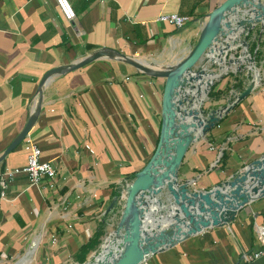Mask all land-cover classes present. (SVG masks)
<instances>
[{
	"label": "crops",
	"instance_id": "crops-1",
	"mask_svg": "<svg viewBox=\"0 0 264 264\" xmlns=\"http://www.w3.org/2000/svg\"><path fill=\"white\" fill-rule=\"evenodd\" d=\"M224 1L69 0L76 18L66 20L56 0H0V157L33 112L42 77L66 69L44 89L30 131L44 160L57 157L54 187L46 184L40 192L25 176L9 181L5 198L0 195V258L26 249L21 256L31 264L46 240L41 256L52 251L48 264L76 262L74 255L107 220L112 199L147 164L160 135L165 79L114 56L159 66L170 54L177 60L195 46L208 14ZM162 12L190 21L176 29L156 21ZM100 51L113 56L68 69ZM24 143L0 161V173L27 162ZM210 145L227 150L224 169H212L217 151ZM262 154L264 82L189 148L179 179H194V188L207 190ZM256 225L264 226V197L241 207L229 224L189 236L148 263L237 264L243 252L262 246ZM248 264H264V258Z\"/></svg>",
	"mask_w": 264,
	"mask_h": 264
},
{
	"label": "water",
	"instance_id": "water-1",
	"mask_svg": "<svg viewBox=\"0 0 264 264\" xmlns=\"http://www.w3.org/2000/svg\"><path fill=\"white\" fill-rule=\"evenodd\" d=\"M237 7H251L257 13L258 22L264 24V0H225L208 14L195 46L174 64L163 67L126 54L114 56L144 74L164 78L165 84L162 95V122L156 149L147 164L136 173L135 178L126 185L120 195L114 196L106 209L105 214H109L115 210L121 200L124 201L120 221L113 232L120 233L124 227L126 230L123 234V250L117 258L108 259L105 264H144L156 253L176 245L189 236L211 227L229 224L235 219L241 207L264 197V154L207 190L194 188V179L187 178L183 182L179 179V169L183 159L195 143V138L190 134L191 126L195 124L181 121L178 116L179 105L176 104L175 97L179 94L186 74L194 73L195 76L190 77L192 80H197L204 73V66H199V63L205 57L209 60L208 54L213 52L215 45L227 36V29L232 28L227 13ZM251 28H246L243 33H248ZM242 41L248 51L250 43L246 39ZM241 52L242 55L239 56L232 54L229 63L247 55L245 61L239 62L240 64L246 62L247 65L243 67L239 65L238 69L248 68L257 73L254 59L249 51L244 54L242 49ZM105 55L113 56L112 53L100 51L87 56L68 69L82 67ZM65 71L63 67L53 68L42 77L34 110L24 128L0 157V161L19 146L30 133L42 110L44 89L55 75ZM257 82V76L252 74L249 84L242 91L238 92L239 88H236L234 97L228 98L225 105L211 109L206 115L209 122L204 128V136L199 140L206 136L224 114L230 112L237 103L252 93ZM210 83H207V86H210L206 91L207 94L213 84ZM218 112L219 114L215 116ZM219 158L220 156L216 158L215 163ZM164 190L167 195L166 200L160 198ZM113 232L110 231L103 238L100 243L102 249L95 256L91 254L82 264H98V258L104 251L105 241Z\"/></svg>",
	"mask_w": 264,
	"mask_h": 264
},
{
	"label": "rangeland",
	"instance_id": "rangeland-1",
	"mask_svg": "<svg viewBox=\"0 0 264 264\" xmlns=\"http://www.w3.org/2000/svg\"><path fill=\"white\" fill-rule=\"evenodd\" d=\"M244 16L245 15L240 13V17H244ZM250 27H252V28H251V30L248 31V33H243L246 30V28H250ZM261 30L263 31V33H261ZM243 39H246L250 43V45L248 46V51L251 54L252 59H254V57H256V52H257V49L259 48L258 42L260 41L259 46H260V51H262V56L259 57L261 59L257 58V60H256L257 62L255 60L254 61H255V64L257 65V67L259 68L260 73H261V78L259 79L260 81H259L258 85H260L261 83L264 82V68L262 66V63L264 60L263 59L264 58V24L262 25L261 22L257 21V22H252L248 27L241 28L231 35L225 36L217 45H215L214 53L212 55L208 54L209 60L205 57L199 63V66H204L205 72L202 73V75H200L197 80L191 79L192 84L189 83L190 78H188L186 80V84L184 86V89L181 91V100H183L186 103V110L188 112L184 115L183 121L184 120L185 121L191 120V121L195 122V130L196 131H197L198 126H200V125L203 126V125H206L208 123L209 118H207L206 115H208V113H210L209 111L211 109H217L218 107L223 106L227 103L226 102L225 104L222 105V103H224V102L221 103L218 100H214V99L210 98L209 92H210V90L214 84H217L216 89H221V90L226 92L225 98L227 96H229V98L234 97V93L236 91V88H239L238 92H240L249 84L254 71H250V70H248V68H243L241 71H237V72L233 71L240 64L239 62L245 61V58L247 57V55L242 56V58H240V59H236V61L231 63V64L228 61L232 54H234L236 56H239L240 54L242 55V52H241L242 49H243L244 54L248 53L245 45L242 43ZM254 42L257 43V46L255 49L253 48ZM175 62H176V60L170 54L166 60H161L160 63H162L163 67H166L170 64H174ZM242 65L243 66L247 65V63L244 62V63H242ZM239 72H241V74ZM206 73H208V74H206ZM193 76H195V74ZM240 80L243 81L242 86H237V87L233 86L235 83H238ZM208 82H211L210 84H212V83L213 84L211 85V88L207 94L206 91L210 87L209 85L207 86ZM188 95H192V97H189ZM222 99H224V98H222ZM199 100H201V102H199ZM196 105H200V107L198 108ZM202 110H204V111L202 112ZM218 114H219V112L215 113V116ZM130 129H131L135 139L138 140V137L135 134L134 128L131 127ZM207 134H208V132H207ZM207 134H206V136H207ZM206 136H205V138H206ZM123 188H121L120 194L123 191ZM160 198L162 200L167 199V195H166L165 190L160 195ZM123 203H124V201L121 200V202L118 204V206L116 207V209L113 212L106 214V216H107V220L105 222V224H106L105 225L106 235H108V233L110 231L113 232V230L116 228L117 224L119 223ZM152 205H154V204H152ZM119 235H120V233L115 234V232H113L112 235L106 239L105 244H104L105 250L103 251L101 257L98 258V260L100 259L98 261V264L105 261L106 257L110 256L113 253L114 249L116 248V246L119 242ZM44 243H45V245H44ZM44 243L41 244V242H40V246L37 248V251L34 255V259H33L31 264H46V262L48 260L47 256L49 254H51L52 251L48 252L47 254L45 253L44 257L41 256L43 253V250H45V247L48 248V245H49V243L47 245L46 240L44 241ZM26 247H28V244H26L25 248ZM101 249H102V246H99L97 251L96 252L94 251L92 254H94V256H95ZM24 251H26V249H24L22 252L15 254L13 256V258H11L9 256L6 257L5 254L2 255L0 258V264H26V262L28 261V255H26L25 257L21 256V255H23ZM19 256H21V257H19ZM36 257L38 258L37 263H36ZM102 258H104V259L101 260ZM153 258H154V262H155V260H157V258L152 256L151 259H153ZM50 259L51 258H49V260ZM42 260H43V263H41ZM150 262H151V260H150ZM47 264H48V262H47ZM68 264H79V263L70 262Z\"/></svg>",
	"mask_w": 264,
	"mask_h": 264
},
{
	"label": "built area",
	"instance_id": "built-area-1",
	"mask_svg": "<svg viewBox=\"0 0 264 264\" xmlns=\"http://www.w3.org/2000/svg\"><path fill=\"white\" fill-rule=\"evenodd\" d=\"M56 2L66 20H73L76 18V12L73 9L69 0H56ZM156 21L159 23H166L176 29H180L184 27L187 22L190 21V16L176 13V12H172V13L162 12L158 14ZM142 23L145 24L146 21H143ZM254 60L256 61V57H254ZM255 61L253 62H254L257 73L254 72L253 74L257 75L258 82L256 84V87H258L259 86L258 84L260 81L259 79L261 78V73H260L259 68L255 64ZM239 65L243 67L242 64H239ZM239 65L233 71H236V72L241 71L243 68L241 70L238 69ZM126 79L129 80L130 76H127ZM23 141L25 142L24 143L25 149L27 150V154H28L27 162L24 165H19V166L7 169V171L3 173H0V188H1L0 195L2 196V198H5L6 196V190L8 188L9 181L15 180V178H18L21 176H25L27 178V180L29 181V187H37L40 192L42 188L46 186V184L49 185L50 187H54V184H55L54 179L57 176V169H58V166L56 164L57 157L44 160L42 158L43 157L42 148L34 141L30 133L25 137ZM210 148L213 150H216L217 157L220 156V158L223 155L224 151L226 150L223 147L215 149L214 145H210ZM215 161L212 164L213 165L212 169H215V167L219 169L220 168L218 166L219 161L217 163H215ZM257 231H258L259 236L262 239V246L250 252H243L241 256V260L237 264H248L260 258H264V226L263 225L257 226ZM56 239L57 238L55 236L52 237L51 242L55 243ZM47 258H48L47 262L49 263L50 257L47 256ZM144 264H149V263L147 261Z\"/></svg>",
	"mask_w": 264,
	"mask_h": 264
},
{
	"label": "bare ground",
	"instance_id": "bare-ground-1",
	"mask_svg": "<svg viewBox=\"0 0 264 264\" xmlns=\"http://www.w3.org/2000/svg\"><path fill=\"white\" fill-rule=\"evenodd\" d=\"M240 13H242L245 16L244 17H240ZM227 15H228V20H230L231 23H232L231 30L227 29V36L235 33L236 31H238L241 28L248 27L252 22H257L258 21L257 20L258 19L257 18V13H256V11L252 10L251 7H244V8L243 7H237L234 10L228 11ZM263 20H264V17H263ZM213 53H214V50H213V52H210L209 54L212 55ZM204 72H205V70H204ZM206 74H208V73H206ZM191 75H194V73L186 74V76L183 78V83L181 85L179 94L175 97L176 104L179 105L178 116L181 119V121H183L184 115L188 112L186 110V103L183 100H181V91L184 89V86L186 84V80L188 78H190L189 83L192 84V80H191V77H190ZM188 96L192 97V95H188ZM199 102H201V100H199ZM196 106L198 108L200 107V105H196ZM192 122L193 121H191V120H187L184 123L191 124ZM193 123L195 124V122H193ZM205 126L206 125L198 126L197 127V131L195 130V125L191 126L190 134L192 135L193 138H195L194 142H196L197 140H199V138H202L204 136V128H205ZM125 230H126L125 227L121 230L120 235H119V242H118L114 252L110 256L106 257L105 261H103L102 263H99V264H105L108 259H110V260L111 259H115V258H117L119 256L120 251H122L123 247H124L123 234H124ZM115 234H116V232H115ZM103 259L104 258H102L101 260H103Z\"/></svg>",
	"mask_w": 264,
	"mask_h": 264
},
{
	"label": "trees",
	"instance_id": "trees-1",
	"mask_svg": "<svg viewBox=\"0 0 264 264\" xmlns=\"http://www.w3.org/2000/svg\"><path fill=\"white\" fill-rule=\"evenodd\" d=\"M257 46V43H253V48L255 49ZM262 56V52L260 51V46L257 49L256 52V60L257 58ZM260 59V58H259ZM239 74V73H238ZM241 74V73H240ZM216 85L214 84L209 92L210 98L214 100H218L219 102L222 100V98H225L226 92L221 89H216ZM243 81H239L238 83H235L233 86H242ZM229 89V88H228ZM159 139V137H158ZM228 159L227 150L224 151L223 155L221 156L218 166L220 168H225L226 166V160ZM216 168V167H215ZM136 176V172L132 173V178L134 179ZM107 216H104L103 219H106ZM105 220H102L100 224L98 225L97 229L93 233V235L88 239V241L83 244L77 251V253L74 255V259L77 263L82 264L88 259V256L91 252L97 250L100 246V243L102 242L104 236L106 235V229H105Z\"/></svg>",
	"mask_w": 264,
	"mask_h": 264
}]
</instances>
